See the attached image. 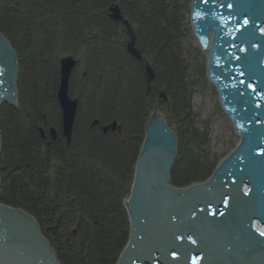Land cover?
Here are the masks:
<instances>
[{"label":"trees","instance_id":"1","mask_svg":"<svg viewBox=\"0 0 264 264\" xmlns=\"http://www.w3.org/2000/svg\"><path fill=\"white\" fill-rule=\"evenodd\" d=\"M113 2L156 70L149 92L144 61L128 52L125 25L110 17ZM179 6V0H0V31L20 61V106L0 105V202L36 216L64 264L118 261L130 235L123 200L157 104L178 133L172 184L204 181L219 161L205 158L207 136L194 123L179 52L184 32L172 24ZM68 54L81 59L70 80V95L79 99L70 148L57 98L59 57ZM162 89L168 100L160 99ZM114 120L121 136L101 130ZM51 126L59 129L57 140L41 135Z\"/></svg>","mask_w":264,"mask_h":264},{"label":"water","instance_id":"2","mask_svg":"<svg viewBox=\"0 0 264 264\" xmlns=\"http://www.w3.org/2000/svg\"><path fill=\"white\" fill-rule=\"evenodd\" d=\"M109 9L126 26L128 51L145 62L148 92L156 70L136 46V30L120 4ZM190 21L206 56L207 78L238 141L208 179L175 186L170 181L178 136L157 105L124 199L130 237L115 264H264V0H191ZM78 61L60 58L57 96L67 146L78 109V98L69 93ZM18 77L16 50L0 32V105L19 106ZM103 129L121 134L122 124L114 120ZM2 146L0 129V156ZM0 264L64 263L32 213L0 202Z\"/></svg>","mask_w":264,"mask_h":264},{"label":"rangeland","instance_id":"3","mask_svg":"<svg viewBox=\"0 0 264 264\" xmlns=\"http://www.w3.org/2000/svg\"><path fill=\"white\" fill-rule=\"evenodd\" d=\"M179 2L181 3V7H174V12L172 15V24L173 26H177L179 25L178 23H180L179 26L184 32V38L183 40L181 39L182 42L179 45V47L181 48V51L179 52L186 64L185 84L187 85L190 94L189 102L194 117V123L200 129V131L205 133V135L207 136V141L203 144V154L205 158L210 160H221L235 147L238 141V135L235 133L230 118L226 115L220 105L215 86L206 76V56L199 47V44L193 33L190 21L191 0H179ZM172 7L173 4L170 8L172 9ZM199 66L201 68V72L198 69ZM161 92H165L167 95L166 90L162 89ZM161 92L159 95L160 99L168 100V96L167 98L161 97ZM157 105L161 107L160 104ZM164 113L166 114L167 118V113ZM173 129L175 130V128ZM202 139L203 138H201V140Z\"/></svg>","mask_w":264,"mask_h":264},{"label":"flooded vegetation","instance_id":"4","mask_svg":"<svg viewBox=\"0 0 264 264\" xmlns=\"http://www.w3.org/2000/svg\"><path fill=\"white\" fill-rule=\"evenodd\" d=\"M80 61V60H79ZM74 69H75V67H74ZM73 69V70H74ZM73 72V71H72ZM87 72H85V74H86ZM60 76H61V72H60ZM70 80H71V78H70ZM59 82H60V80H59ZM70 86V85H69ZM69 90H70V87H69ZM71 96V95H70ZM71 97H73V96H71ZM75 97V96H74ZM57 98H58V96H57ZM76 98H78V97H76ZM59 101V100H58ZM78 102H79V99H78ZM77 116V115H76ZM75 120H76V118H75ZM99 120V119H98ZM95 121V120H94ZM100 124V122L98 123V124H94L93 122H92V126H94V125H99ZM105 125H107V124H104V125H100L101 126V130L104 132V133H108V132H117L120 136L123 134V133H119L118 132V130H116V131H112V130H109V131H107V132H105L104 131V129H103V126H105ZM52 129H55L56 130V135L54 136V134L52 133ZM40 131H41V135L43 136V138H47V137H50L52 140H57L58 139V137H59V129L58 128H56L55 126H51L48 130H46L45 128H40ZM61 134H62V136L64 137V139H65V144H66V146H67V143H66V137L63 135V126H62V129H61ZM73 138H74V129H73V134H72V141H71V144H72V142H73ZM48 144H51L50 142L48 143ZM71 144H70V146H67L68 148H70L71 147Z\"/></svg>","mask_w":264,"mask_h":264},{"label":"snow or ice","instance_id":"5","mask_svg":"<svg viewBox=\"0 0 264 264\" xmlns=\"http://www.w3.org/2000/svg\"><path fill=\"white\" fill-rule=\"evenodd\" d=\"M245 23H247V21H245Z\"/></svg>","mask_w":264,"mask_h":264}]
</instances>
